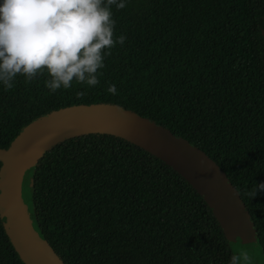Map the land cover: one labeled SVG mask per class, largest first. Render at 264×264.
I'll use <instances>...</instances> for the list:
<instances>
[{"label":"trees","instance_id":"1","mask_svg":"<svg viewBox=\"0 0 264 264\" xmlns=\"http://www.w3.org/2000/svg\"><path fill=\"white\" fill-rule=\"evenodd\" d=\"M94 86L47 73L0 86V148L41 116L116 105L206 153L248 208L264 258V0H127ZM116 85V94L107 92ZM2 162L0 161V169ZM33 226L65 264H228L233 242L177 171L111 134L60 142L28 172ZM240 240V239H239ZM0 264H25L0 216Z\"/></svg>","mask_w":264,"mask_h":264},{"label":"water","instance_id":"2","mask_svg":"<svg viewBox=\"0 0 264 264\" xmlns=\"http://www.w3.org/2000/svg\"><path fill=\"white\" fill-rule=\"evenodd\" d=\"M91 133L124 138L172 167L205 199L228 241H258L255 224L238 191L201 149L125 108L77 105L41 116L26 126L8 149L0 148V216L25 264H65L33 226L23 198L25 174L56 144Z\"/></svg>","mask_w":264,"mask_h":264},{"label":"clouds","instance_id":"3","mask_svg":"<svg viewBox=\"0 0 264 264\" xmlns=\"http://www.w3.org/2000/svg\"><path fill=\"white\" fill-rule=\"evenodd\" d=\"M127 0H0V86L11 89L18 75L25 81L47 73L51 92L68 89L73 81L96 85L104 59L118 43L112 6ZM107 92L116 94V85ZM264 182L249 191L254 198ZM228 264H253L248 251L230 256Z\"/></svg>","mask_w":264,"mask_h":264},{"label":"rangeland","instance_id":"4","mask_svg":"<svg viewBox=\"0 0 264 264\" xmlns=\"http://www.w3.org/2000/svg\"><path fill=\"white\" fill-rule=\"evenodd\" d=\"M23 198L27 204L30 202V177L26 173L23 180ZM233 250L235 253L240 251H248L250 257H252L253 264H264V258L262 255V250L257 242L251 244H244L241 240H238L233 245Z\"/></svg>","mask_w":264,"mask_h":264}]
</instances>
